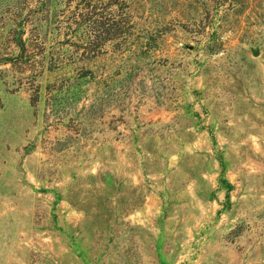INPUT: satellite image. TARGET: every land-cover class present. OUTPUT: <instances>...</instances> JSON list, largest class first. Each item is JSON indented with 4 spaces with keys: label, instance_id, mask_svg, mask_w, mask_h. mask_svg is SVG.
<instances>
[{
    "label": "rangeland",
    "instance_id": "1",
    "mask_svg": "<svg viewBox=\"0 0 264 264\" xmlns=\"http://www.w3.org/2000/svg\"><path fill=\"white\" fill-rule=\"evenodd\" d=\"M0 264H264V0H0Z\"/></svg>",
    "mask_w": 264,
    "mask_h": 264
},
{
    "label": "trees",
    "instance_id": "2",
    "mask_svg": "<svg viewBox=\"0 0 264 264\" xmlns=\"http://www.w3.org/2000/svg\"><path fill=\"white\" fill-rule=\"evenodd\" d=\"M122 2V1H121ZM92 12V11H91ZM93 19H95V18H93ZM96 21V20H95ZM101 23H103V22H101ZM20 32V31H19ZM20 34V33H19ZM18 39V41H19V43H20V46L22 45H24V43H25V41H24V38H22V35L20 36L19 35V38H17Z\"/></svg>",
    "mask_w": 264,
    "mask_h": 264
}]
</instances>
